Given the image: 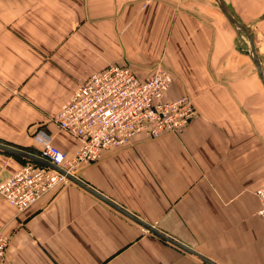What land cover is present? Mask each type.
I'll list each match as a JSON object with an SVG mask.
<instances>
[{"label":"crops","instance_id":"1","mask_svg":"<svg viewBox=\"0 0 264 264\" xmlns=\"http://www.w3.org/2000/svg\"><path fill=\"white\" fill-rule=\"evenodd\" d=\"M224 1L252 30L262 59L264 0ZM22 3L33 14L39 3L47 18L0 21V182L27 153L40 156L33 130L42 111L109 64L128 62L146 77L162 62L173 74L166 98L189 94L198 115L180 135L139 134L81 166L75 177L91 191L70 181L23 211L0 196V230L10 237L4 264H264L256 194L264 186V84L214 0H0V11L21 12ZM39 45L49 60L35 73ZM20 83L19 100L11 91ZM47 127L74 154L79 140Z\"/></svg>","mask_w":264,"mask_h":264},{"label":"built area","instance_id":"2","mask_svg":"<svg viewBox=\"0 0 264 264\" xmlns=\"http://www.w3.org/2000/svg\"><path fill=\"white\" fill-rule=\"evenodd\" d=\"M172 82L171 72L161 65L146 77L125 63H112L93 73L55 117L59 128L79 140L74 154L54 144L52 136L41 137L40 157L64 172L39 161L25 164L0 182V196L23 211L46 192L70 182L69 176L100 159L108 148L128 146L139 134L159 137L165 132H183L198 110L189 95L165 97ZM257 194L262 200L258 213L264 215V186ZM9 240L0 230V264L5 263Z\"/></svg>","mask_w":264,"mask_h":264},{"label":"rangeland","instance_id":"3","mask_svg":"<svg viewBox=\"0 0 264 264\" xmlns=\"http://www.w3.org/2000/svg\"><path fill=\"white\" fill-rule=\"evenodd\" d=\"M34 7H35V11H34V14L31 12V13H26V6L24 5V3H22V5H21V12H3V11H0V21H4V22H7V23H9V24H12V23H14V26H15V22L16 21H18V20H25L26 19V17L28 16V15H30V16H33V20H35V18L34 17H39L40 19L38 20L39 21V23H41L43 20H45L46 18H47V13H44L43 12V9L41 8V5L39 4V3H34ZM26 10V11H25ZM28 10H32V6L31 7H29L28 8ZM13 26V25H12ZM51 26H52V36L54 37H58L59 36V25H58V23L56 24V25H52L51 24ZM6 29H8V28H5V29H3V31H5ZM34 31V30H33ZM72 31H74V30H72ZM238 31L240 32V34H241V36H242V38H243V41H244V45H243V49H247V36H246V34H243V33H245V32H243V30L242 29H239L238 28ZM251 32H252V30H250ZM243 32V33H242ZM67 34L69 35V34H71L70 33V31L68 30V32H67ZM253 35V34H252ZM256 45V44H255ZM58 46L57 45H55V46H52V49H56ZM257 47V46H256ZM34 48H35V50L38 52V54H37V56L35 57V60H34V67H33V70H35V73H37L39 70H42V68H44V66L46 65V63H48V61L47 60H49V59H47L48 58V56L49 55H47L46 54V52L43 50V46L42 45H39V46H34ZM257 53H258V51H257ZM261 53H258V56L260 55ZM44 55V56H43ZM259 58H261V56L259 57ZM10 60L11 59H8V60H4L2 63L4 64V65H6L8 68H9V63H10ZM261 60V63H262V66H263V68H264V56L262 57V59H260ZM126 64H128V65H131L130 63H128V62H126ZM158 65H161V66H164L165 68H167L162 62H158V64H157V66ZM156 66V67H157ZM155 67V68H156ZM134 68V67H133ZM154 68V69H155ZM135 69V68H134ZM153 69V70H154ZM168 69V68H167ZM153 70H152V72H153ZM169 71H170V69H168ZM96 72H98V71H96ZM151 72V73H152ZM171 72V71H170ZM93 73H95V72H93ZM93 73H91L90 75H92ZM90 75H88L85 79H83L81 82H83L84 80H86ZM171 75L173 76V74H172V72H171ZM1 80H2V78H0ZM259 80H260V84H263V82H262V80H261V78L259 77ZM3 81V80H2ZM81 82H79V84L81 83ZM24 83V82H23ZM23 83H20L19 84V86H18V88L16 89V90H13V91H11V94L12 95H17L18 93L20 94L19 95V100L20 99H22L23 98V95L25 96L26 94H25V91L24 90H22V85H23ZM79 84H77L74 88H73V90H72V92L70 93V94H68L64 99H62L61 100V102L58 104L57 102H53V108H51L50 109V114L49 113H46V111L44 110V111H42L43 113H45V121L44 122H42V125H39V124H37V123H39V122H36V126H35V129L33 130L34 132V137H35V139L37 140H39V142H41L42 143V145H43V141L41 140V137L42 136H44V135H48V136H52L51 134H50V132H49V128L47 127V125L48 124H54L55 126H57L58 128H59V126H58V124H57V122H56V120H55V117H56V114H57V112L58 111H60L61 110V108H62V106H63V104L68 100V98L70 97V95L78 88V85ZM10 86V84H7V88ZM170 88V87H169ZM169 90V89H168ZM21 92H23L24 94H22ZM168 92V91H167ZM167 92H166V94H167ZM166 94H165V97H166ZM182 95H189V94H182ZM181 96V95H180ZM190 96V95H189ZM188 127V126H187ZM186 127V128H187ZM186 128L183 130V132L186 130ZM40 129H43V130H40ZM59 129H61V128H59ZM62 130V129H61ZM183 132H181V133H179V134H177V135H180V134H182ZM165 133H171V134H176V133H174V132H165ZM162 134H164V133H162ZM149 137V136H148ZM150 138H156V137H150ZM111 148H115V147H111ZM109 149V148H108ZM107 150V149H106ZM27 157V156H26ZM25 157V159H24V162H22V164L20 165V168H22L25 164H28V163H31V162H35L36 160H33V158H26ZM263 187V186H262ZM261 188V187H260ZM259 189V188H258ZM257 189V190H258ZM257 190H256V194H257ZM258 195V194H257ZM259 197V196H258ZM259 199H260V201H261V206H262V200H261V198L259 197ZM261 208V207H260ZM164 240H166V239H164ZM167 241V240H166Z\"/></svg>","mask_w":264,"mask_h":264},{"label":"water","instance_id":"4","mask_svg":"<svg viewBox=\"0 0 264 264\" xmlns=\"http://www.w3.org/2000/svg\"><path fill=\"white\" fill-rule=\"evenodd\" d=\"M214 2L220 7V9L222 10V12L228 17V19L239 29H242L246 36H247V50H248V53L252 59V61L254 62L256 68H257V71H258V74H259V77L261 78L263 84H264V70H263V66H262V63H261V60L258 56V53H257V48H256V45H255V42H254V37L252 35V32L250 31L249 27L236 15L234 14L231 9L228 7V5L225 3L224 0H214ZM27 157L29 158H33V160H36V161H39V162H42L46 165H49L57 170H60L62 172H64V170L54 164H52L51 162H49L48 160L38 156V155H33V154H26ZM70 179L74 182H77L79 184H81L82 186L90 189L89 187L85 186L78 178H76L75 176H69ZM91 191V189H90ZM144 225L148 226L149 229H151L153 232H155L156 234L162 236L164 239H167V240H170L171 239L169 238V236H167L165 233H163L162 231L158 230L157 228H155L154 226H150L149 224L147 223H144ZM176 243L178 246L182 247V248H185V249H188V250H191L193 251L190 247L186 246L185 244H182L180 242H174Z\"/></svg>","mask_w":264,"mask_h":264},{"label":"bare ground","instance_id":"5","mask_svg":"<svg viewBox=\"0 0 264 264\" xmlns=\"http://www.w3.org/2000/svg\"><path fill=\"white\" fill-rule=\"evenodd\" d=\"M243 32H244V31H243ZM243 32H242V33H243ZM243 34H245V33H243ZM73 176H74V175H73ZM76 178H77V177H76ZM71 181H72V180H71Z\"/></svg>","mask_w":264,"mask_h":264}]
</instances>
